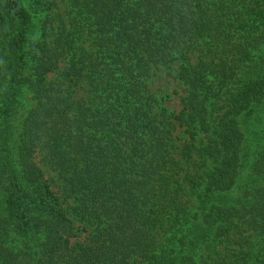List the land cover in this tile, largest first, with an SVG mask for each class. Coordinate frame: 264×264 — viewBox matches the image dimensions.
Wrapping results in <instances>:
<instances>
[{
	"label": "trees",
	"instance_id": "obj_1",
	"mask_svg": "<svg viewBox=\"0 0 264 264\" xmlns=\"http://www.w3.org/2000/svg\"><path fill=\"white\" fill-rule=\"evenodd\" d=\"M61 1L0 0V264H264V0Z\"/></svg>",
	"mask_w": 264,
	"mask_h": 264
},
{
	"label": "rangeland",
	"instance_id": "obj_2",
	"mask_svg": "<svg viewBox=\"0 0 264 264\" xmlns=\"http://www.w3.org/2000/svg\"><path fill=\"white\" fill-rule=\"evenodd\" d=\"M24 3H28L27 0H22ZM58 4L59 11L63 13L65 11V6L61 0H55ZM37 27H39V22L37 21ZM175 76V71L171 70H161L158 72V74L153 77L148 84V87L150 89V92H152L157 98H167L168 100L165 101L164 107L167 109L168 112L177 114V112L180 109L179 104V88L177 87V82L173 79ZM82 86L84 84L82 83ZM83 94L82 90H79L75 93L74 97L78 98ZM22 106H20V110L23 108V111L27 108H30L33 105V101L31 100L30 95L27 93L23 94V99L20 100ZM179 131H176L173 135L177 136L179 135L180 138L183 137V135ZM177 146L182 145V140L180 139L177 141ZM39 160V159H37ZM249 168L246 167L242 174V183L243 185L245 183L243 178H246V176L249 174ZM82 227V226H81ZM86 233H82L79 235V237L76 240H84Z\"/></svg>",
	"mask_w": 264,
	"mask_h": 264
}]
</instances>
